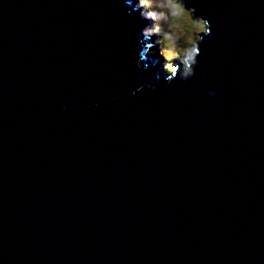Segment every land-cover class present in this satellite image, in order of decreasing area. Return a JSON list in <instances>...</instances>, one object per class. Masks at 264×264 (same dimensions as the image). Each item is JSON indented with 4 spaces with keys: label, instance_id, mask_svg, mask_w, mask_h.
Masks as SVG:
<instances>
[{
    "label": "water",
    "instance_id": "water-1",
    "mask_svg": "<svg viewBox=\"0 0 264 264\" xmlns=\"http://www.w3.org/2000/svg\"><path fill=\"white\" fill-rule=\"evenodd\" d=\"M188 6L215 45L132 95L123 0H0V264H264V0Z\"/></svg>",
    "mask_w": 264,
    "mask_h": 264
},
{
    "label": "clouds",
    "instance_id": "clouds-1",
    "mask_svg": "<svg viewBox=\"0 0 264 264\" xmlns=\"http://www.w3.org/2000/svg\"><path fill=\"white\" fill-rule=\"evenodd\" d=\"M129 6V15L136 14L140 24L137 35L136 68L140 71L153 70L150 79L138 76L139 84L132 95L143 89L155 91L163 81L174 79L185 82L196 74L199 65L200 45L207 37L209 45H215L216 35L210 21L197 14L195 7L188 6V0H123ZM236 16L240 13L236 12ZM231 28L225 26L228 36ZM156 59H153V58ZM151 65V68H150ZM201 78H206L204 72ZM208 96L215 98L212 89L201 88ZM115 99V98H114ZM214 109H209L211 113Z\"/></svg>",
    "mask_w": 264,
    "mask_h": 264
},
{
    "label": "rangeland",
    "instance_id": "rangeland-1",
    "mask_svg": "<svg viewBox=\"0 0 264 264\" xmlns=\"http://www.w3.org/2000/svg\"><path fill=\"white\" fill-rule=\"evenodd\" d=\"M155 58V57H154ZM156 59V58H155Z\"/></svg>",
    "mask_w": 264,
    "mask_h": 264
}]
</instances>
